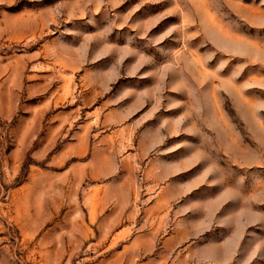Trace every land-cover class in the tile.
Here are the masks:
<instances>
[{
    "label": "rangeland",
    "instance_id": "374dc122",
    "mask_svg": "<svg viewBox=\"0 0 264 264\" xmlns=\"http://www.w3.org/2000/svg\"><path fill=\"white\" fill-rule=\"evenodd\" d=\"M0 264H264V0H0Z\"/></svg>",
    "mask_w": 264,
    "mask_h": 264
}]
</instances>
